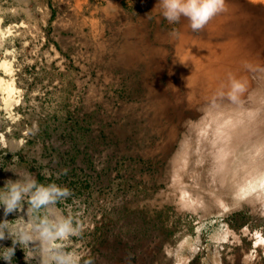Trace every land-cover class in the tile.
<instances>
[{
	"label": "rangeland",
	"instance_id": "obj_1",
	"mask_svg": "<svg viewBox=\"0 0 264 264\" xmlns=\"http://www.w3.org/2000/svg\"><path fill=\"white\" fill-rule=\"evenodd\" d=\"M157 3L0 0L18 89L10 110L0 90V187L27 170L70 189L95 264H264V0L198 31Z\"/></svg>",
	"mask_w": 264,
	"mask_h": 264
},
{
	"label": "clouds",
	"instance_id": "obj_2",
	"mask_svg": "<svg viewBox=\"0 0 264 264\" xmlns=\"http://www.w3.org/2000/svg\"><path fill=\"white\" fill-rule=\"evenodd\" d=\"M156 6L169 23L186 18L189 27L198 31L224 10V0H158ZM17 11L30 15L26 8ZM170 35L178 37L179 33L173 30ZM240 89V82L232 79L229 95ZM13 173L17 179H7L0 187V241L12 242L11 247L0 246V260L13 264L18 245L26 264L33 260L38 264H95L90 250L73 247V238L83 234V226L61 207V202L72 196L71 190L56 183H40L27 170ZM13 213L16 217L9 220Z\"/></svg>",
	"mask_w": 264,
	"mask_h": 264
},
{
	"label": "bare ground",
	"instance_id": "obj_3",
	"mask_svg": "<svg viewBox=\"0 0 264 264\" xmlns=\"http://www.w3.org/2000/svg\"><path fill=\"white\" fill-rule=\"evenodd\" d=\"M4 34L2 33V31H0V48L3 45V36ZM1 61V59H0ZM0 71H4L5 74L7 75H11L14 76V68L11 62H9L8 60H2L0 62ZM0 90H2V101L5 104L7 110H10L15 102L13 100V95L16 94L17 92V87L15 85V79L14 77L10 80H8L5 76H1L0 75ZM20 92V91H19ZM18 92V93H19Z\"/></svg>",
	"mask_w": 264,
	"mask_h": 264
}]
</instances>
